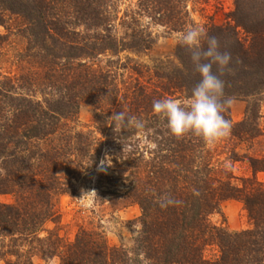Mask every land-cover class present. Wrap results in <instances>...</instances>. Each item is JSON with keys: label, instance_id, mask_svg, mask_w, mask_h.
I'll return each mask as SVG.
<instances>
[{"label": "trees", "instance_id": "16d2710c", "mask_svg": "<svg viewBox=\"0 0 264 264\" xmlns=\"http://www.w3.org/2000/svg\"><path fill=\"white\" fill-rule=\"evenodd\" d=\"M171 1L139 0V5L154 18L156 13L181 11V0ZM104 5L105 0H0V25L7 13L24 18L26 45L37 47L35 55L46 66L34 90L48 91L39 100L15 94L12 86L0 83V194L16 195L14 203L0 202V260L33 264L35 249L45 257L57 256L59 264H264V181L255 176L264 172V156H248L252 176L234 183L230 171L213 166L205 140L191 133L175 137L167 121L153 112L154 100L186 101L200 80L191 51L180 41L174 49L177 64L153 69L157 89L148 92L139 84L119 93L112 73L95 68L94 60L107 51L144 49L151 37L136 27L133 16L127 38L116 39ZM63 8L71 12L61 17L58 11ZM236 20L245 27L240 17ZM77 25L84 30L72 29ZM203 27L218 39L220 51L232 56L222 74L216 65L212 69L225 83L223 99L259 89L264 84V34L245 27L253 33L254 44L244 47L233 26ZM82 100L93 106L94 120L101 126L108 123L103 137L87 133L84 143L64 122L72 119ZM118 111L141 113L144 127H114L110 116ZM227 112L223 115L230 120ZM258 117V112L247 111L240 121L230 120L232 135L238 141L262 135ZM138 131L145 132L153 146L141 147ZM104 154L113 156L104 170L98 166L99 175L111 170L115 174L105 179L112 185L127 181L123 194L140 209L132 247H110L101 233L85 228L71 241L54 232L39 238L42 223L56 221L51 195L67 190L54 174L56 166H72L67 174L77 176L96 168ZM164 194L182 203L162 209L157 201ZM229 198L243 204L250 228L229 231L211 223L210 214ZM210 246L216 248L215 257L205 255Z\"/></svg>", "mask_w": 264, "mask_h": 264}, {"label": "rangeland", "instance_id": "374dc122", "mask_svg": "<svg viewBox=\"0 0 264 264\" xmlns=\"http://www.w3.org/2000/svg\"><path fill=\"white\" fill-rule=\"evenodd\" d=\"M174 1L172 0L171 3ZM181 5V11L177 10V14L169 12L167 14L165 11L160 16L156 13L152 18L140 7L139 0H105L104 7L111 19V35L118 40L127 38L131 31L130 23L133 22L130 18L134 16L137 19L136 27L151 37V41L144 49L136 51L128 49L117 53L107 51L94 60L95 68L112 73L114 77L112 84H117L119 93L130 92L139 84L145 86L148 92L157 89V83L152 75L153 69L157 65L168 67L177 64L174 56L175 45L188 27L233 26L237 38L244 47L254 44L253 33L248 32L245 27H252L264 34V0H240L238 6L237 0H181ZM58 12L61 14L58 15L62 17L71 11L69 8H63ZM237 17L242 19L245 27L236 24ZM24 23V18L19 14L7 13L5 23L0 25V83L5 82L6 86H12L14 88L12 92L15 94L42 100L48 91L40 88L41 92H37L34 88L42 81L41 77L46 66L43 67L40 56L35 55L37 53L35 45L28 49L23 32ZM74 28L84 30L83 25L72 27ZM257 77L258 75L253 81H256ZM228 98L233 101L227 108L230 120L240 121L247 111L258 112V123L262 132V135L258 137H244L242 141H238L237 137L230 133L228 137L219 141L206 142V146L212 152L213 166L230 171L233 182L239 184L240 178L252 176L247 157L264 156V84L248 94L236 93L225 97V99ZM132 116L139 119L143 117L139 112H133ZM64 122L67 124L66 128L72 129L74 138L83 143L86 141L87 133L89 137L90 133L95 137H103L108 128V123L101 126L99 119H93V106L86 100L80 101L76 114L71 120L66 119ZM100 126L103 128L100 129ZM144 133L138 131L136 137L141 147L149 149L153 146V142L147 141ZM122 146L117 145V147ZM106 155L107 163H110L113 155L104 154L100 157L96 168L89 172L81 171L77 176L67 174L69 169L72 171V166L66 168L63 163L56 166L54 174L62 183L60 186L67 190L57 191L51 195L50 202L55 211L56 221L52 219L44 221L38 232L39 238L54 232L59 238L71 241L80 229L85 228L101 233L110 247H132L139 231L140 209L123 194L127 181H118L112 185L105 179L115 174L111 170L99 175L98 166ZM145 155L149 153L146 152ZM255 176L258 180L264 181L263 171L256 172ZM15 198L16 195L12 192L0 194L2 203H14ZM38 203L41 204V202ZM209 219L212 224L223 226L229 231H240L251 227V220L243 204L232 198L222 200L219 211L210 214ZM33 245L37 246V242ZM205 255L210 258L215 257L216 248L208 247ZM31 261L33 264H59L57 256L45 257L35 252V249L32 252ZM0 264L5 263L0 260Z\"/></svg>", "mask_w": 264, "mask_h": 264}, {"label": "clouds", "instance_id": "9594fccd", "mask_svg": "<svg viewBox=\"0 0 264 264\" xmlns=\"http://www.w3.org/2000/svg\"><path fill=\"white\" fill-rule=\"evenodd\" d=\"M203 43H206V48L202 46ZM180 44L191 51V60L200 80L191 89L186 101L157 99L153 101L152 110L167 121L168 130L177 138L191 133L208 143L224 139L230 135L232 124L223 113L233 101L231 98L223 99L225 83L212 69L216 65L222 74L232 56L229 52L220 51L218 39L209 36L202 26L188 27L180 36ZM110 119L114 122V127L118 128L144 127L142 119L128 115L125 111L114 112ZM107 161L106 155L100 162V170H104L103 165L108 164ZM157 202L162 209L182 203L166 194L161 195Z\"/></svg>", "mask_w": 264, "mask_h": 264}]
</instances>
